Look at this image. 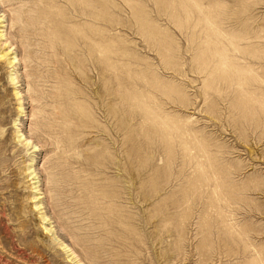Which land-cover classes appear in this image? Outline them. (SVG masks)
Returning <instances> with one entry per match:
<instances>
[{
	"label": "rangeland",
	"instance_id": "374dc122",
	"mask_svg": "<svg viewBox=\"0 0 264 264\" xmlns=\"http://www.w3.org/2000/svg\"><path fill=\"white\" fill-rule=\"evenodd\" d=\"M0 264H264V0H0Z\"/></svg>",
	"mask_w": 264,
	"mask_h": 264
},
{
	"label": "bare ground",
	"instance_id": "6f19581e",
	"mask_svg": "<svg viewBox=\"0 0 264 264\" xmlns=\"http://www.w3.org/2000/svg\"><path fill=\"white\" fill-rule=\"evenodd\" d=\"M3 55H4V54H3ZM3 55H2V56H3ZM5 56H6V55H5ZM5 59H6V58H5ZM34 199H35V198H34Z\"/></svg>",
	"mask_w": 264,
	"mask_h": 264
}]
</instances>
